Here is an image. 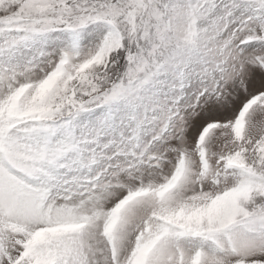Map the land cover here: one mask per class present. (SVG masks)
<instances>
[{"label":"snow or ice","instance_id":"snow-or-ice-1","mask_svg":"<svg viewBox=\"0 0 264 264\" xmlns=\"http://www.w3.org/2000/svg\"><path fill=\"white\" fill-rule=\"evenodd\" d=\"M0 264H264V0H0Z\"/></svg>","mask_w":264,"mask_h":264}]
</instances>
